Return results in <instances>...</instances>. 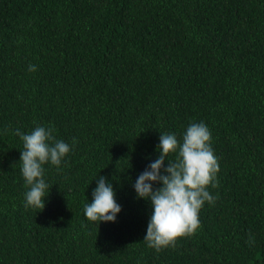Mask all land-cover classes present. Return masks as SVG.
Segmentation results:
<instances>
[{
    "label": "trees",
    "instance_id": "1",
    "mask_svg": "<svg viewBox=\"0 0 264 264\" xmlns=\"http://www.w3.org/2000/svg\"><path fill=\"white\" fill-rule=\"evenodd\" d=\"M193 122L211 132L217 198L156 252L132 185L160 134ZM37 125L71 148L43 166L42 211L25 208L16 135ZM100 176L121 211L97 226L84 206ZM0 264H264V0H0Z\"/></svg>",
    "mask_w": 264,
    "mask_h": 264
},
{
    "label": "clouds",
    "instance_id": "2",
    "mask_svg": "<svg viewBox=\"0 0 264 264\" xmlns=\"http://www.w3.org/2000/svg\"><path fill=\"white\" fill-rule=\"evenodd\" d=\"M29 71H36V66L30 65ZM16 135L23 141L20 171L29 189L24 194L25 208L42 211L51 188L45 182L43 166L50 163L59 169L70 145L58 140L52 127L37 125L28 134L17 129ZM211 140V132L203 122L190 123L181 140L174 133L160 134L158 158L132 185L137 199L150 201L152 213L143 240L156 252L175 248L178 239L193 235L200 227L199 212L205 202L215 203L217 197L208 188L218 186L219 164ZM172 153L176 158L169 161ZM155 184L160 187L154 188ZM120 211L112 184L100 176L92 191V202L84 206L86 219L97 226L100 222L114 223ZM248 243H254L251 236Z\"/></svg>",
    "mask_w": 264,
    "mask_h": 264
}]
</instances>
